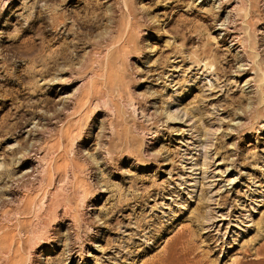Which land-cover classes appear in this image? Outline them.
I'll use <instances>...</instances> for the list:
<instances>
[{"label": "rangeland", "instance_id": "374dc122", "mask_svg": "<svg viewBox=\"0 0 264 264\" xmlns=\"http://www.w3.org/2000/svg\"><path fill=\"white\" fill-rule=\"evenodd\" d=\"M184 242L264 264V0H0V264Z\"/></svg>", "mask_w": 264, "mask_h": 264}, {"label": "bare ground", "instance_id": "6f19581e", "mask_svg": "<svg viewBox=\"0 0 264 264\" xmlns=\"http://www.w3.org/2000/svg\"><path fill=\"white\" fill-rule=\"evenodd\" d=\"M204 65L206 66L207 64L206 63H204ZM211 66H212V64L211 65H209V66H207V69L209 68H211ZM206 71V70H205ZM210 74H212V72H209V74L208 75H210ZM214 74V73H213ZM170 104H171V106L170 107H172V106H174V103L173 102H170ZM168 118L170 119V121L171 122H174V123H177V122H179L178 120H182L183 118H182V116H180V115H178V114H176V113H174L173 111H171V110H168ZM216 129L217 128H215V131H216ZM215 131H210V130H208V136H207V142L206 143H202V146H204V153H203V161L201 162L206 168H208V167H212V165H214V162H213V159H214V156H215V152L214 153H211L210 151H208V149L210 148V147H212V145H214V143H213V138H214V134H215ZM195 134L193 133V131L191 132V134H190V142H188V143H191L192 142V138H193V136H194ZM216 146H217V144H215V147L214 148H216ZM219 148V147H218ZM215 151H217V150H215ZM190 153H191V151H190ZM218 153V152H217ZM191 158V157H190ZM195 164H198V163H195ZM195 164H191V166L190 167H193V165H195ZM201 164V165H202ZM259 192L260 191H258V194H259ZM185 230V229H184ZM187 230V229H186ZM187 242H184L183 243V245H182V249H173V248H171V250L169 251V253H168V256H166V257H163V259H162V262L163 263H166V264H182L184 261H185V264H186V261H188V260H186V251H187ZM169 249V248H168ZM262 249H264V248H262ZM183 254V256H180V255H182ZM167 255V254H166ZM178 257H181V258H178ZM263 260H264V258H263Z\"/></svg>", "mask_w": 264, "mask_h": 264}]
</instances>
